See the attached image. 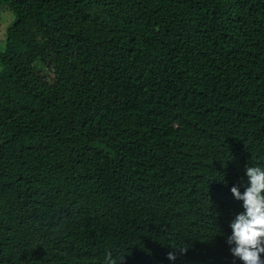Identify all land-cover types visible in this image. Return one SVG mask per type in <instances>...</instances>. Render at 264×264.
Segmentation results:
<instances>
[{"label": "trees", "instance_id": "obj_1", "mask_svg": "<svg viewBox=\"0 0 264 264\" xmlns=\"http://www.w3.org/2000/svg\"><path fill=\"white\" fill-rule=\"evenodd\" d=\"M0 41V264H243L264 0H0Z\"/></svg>", "mask_w": 264, "mask_h": 264}, {"label": "clouds", "instance_id": "obj_2", "mask_svg": "<svg viewBox=\"0 0 264 264\" xmlns=\"http://www.w3.org/2000/svg\"><path fill=\"white\" fill-rule=\"evenodd\" d=\"M248 187L243 194L237 187L231 192L237 200L243 201L244 212L238 214L230 224L232 234L227 238L229 245H234L231 252L243 264H264L261 254H264V168L246 167ZM187 248H182L186 253ZM112 253L106 252L104 264H121ZM169 260L177 257L173 252L168 253Z\"/></svg>", "mask_w": 264, "mask_h": 264}, {"label": "rangeland", "instance_id": "obj_3", "mask_svg": "<svg viewBox=\"0 0 264 264\" xmlns=\"http://www.w3.org/2000/svg\"><path fill=\"white\" fill-rule=\"evenodd\" d=\"M0 43H1V41H0Z\"/></svg>", "mask_w": 264, "mask_h": 264}]
</instances>
